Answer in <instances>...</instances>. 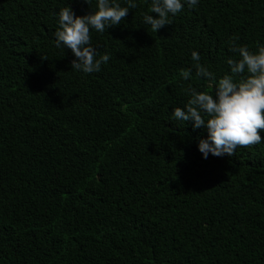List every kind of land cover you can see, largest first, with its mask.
Wrapping results in <instances>:
<instances>
[{
	"label": "trees",
	"instance_id": "trees-1",
	"mask_svg": "<svg viewBox=\"0 0 264 264\" xmlns=\"http://www.w3.org/2000/svg\"><path fill=\"white\" fill-rule=\"evenodd\" d=\"M137 2L91 30L110 59L85 74L55 31L97 0H0V264H264V143L205 159L207 129L172 119L210 91L193 50L219 78L234 40L264 43V0H199L158 32Z\"/></svg>",
	"mask_w": 264,
	"mask_h": 264
},
{
	"label": "clouds",
	"instance_id": "clouds-1",
	"mask_svg": "<svg viewBox=\"0 0 264 264\" xmlns=\"http://www.w3.org/2000/svg\"><path fill=\"white\" fill-rule=\"evenodd\" d=\"M90 4L91 0H87ZM199 0H151L150 12L143 14V23L158 32L171 24V17L185 7L195 8ZM138 7L137 0H97V5L86 15H77L70 4L58 13L55 44L72 51L75 59L71 68L85 74L97 73L110 59L109 53L99 54L92 43L91 30L105 32L117 26L127 17L130 9ZM154 12L158 15H152ZM230 50L238 57H228L230 72L219 78L200 64V53L193 50L191 58L196 62V76L203 78L210 91L189 87L186 103L175 106L172 119L192 122V127H205L207 136L198 141L199 151L205 159L214 156H232L242 146L264 143L259 130L264 129V43L257 42L256 50L234 40ZM185 80L192 77L191 69L181 72ZM239 77V79H237Z\"/></svg>",
	"mask_w": 264,
	"mask_h": 264
}]
</instances>
